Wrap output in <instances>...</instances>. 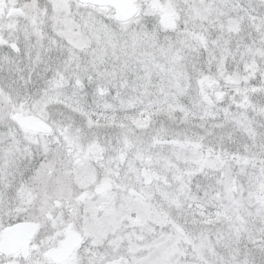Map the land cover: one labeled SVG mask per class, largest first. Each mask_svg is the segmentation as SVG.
I'll return each mask as SVG.
<instances>
[{
    "label": "snow or ice",
    "instance_id": "6c2138e0",
    "mask_svg": "<svg viewBox=\"0 0 264 264\" xmlns=\"http://www.w3.org/2000/svg\"><path fill=\"white\" fill-rule=\"evenodd\" d=\"M0 264H264V0H0Z\"/></svg>",
    "mask_w": 264,
    "mask_h": 264
}]
</instances>
